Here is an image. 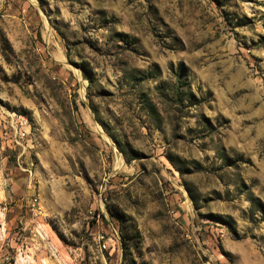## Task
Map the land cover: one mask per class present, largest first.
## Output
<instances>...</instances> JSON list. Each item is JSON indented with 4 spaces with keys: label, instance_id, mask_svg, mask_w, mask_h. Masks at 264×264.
Segmentation results:
<instances>
[{
    "label": "rangeland",
    "instance_id": "obj_1",
    "mask_svg": "<svg viewBox=\"0 0 264 264\" xmlns=\"http://www.w3.org/2000/svg\"><path fill=\"white\" fill-rule=\"evenodd\" d=\"M0 264H264V0H0Z\"/></svg>",
    "mask_w": 264,
    "mask_h": 264
}]
</instances>
